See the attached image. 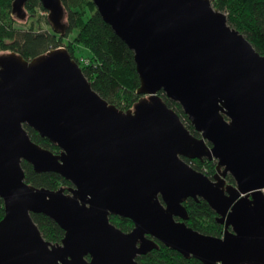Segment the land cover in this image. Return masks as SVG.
<instances>
[{
    "label": "water",
    "instance_id": "obj_1",
    "mask_svg": "<svg viewBox=\"0 0 264 264\" xmlns=\"http://www.w3.org/2000/svg\"><path fill=\"white\" fill-rule=\"evenodd\" d=\"M26 1H11L18 20ZM39 1L63 34L61 0ZM91 1L133 51L140 97L128 109L109 103L62 46L29 59L0 53V264H139L159 243L202 264H264V54L210 0ZM22 160L71 186L26 182ZM187 198L206 201L221 235L186 224ZM31 213L55 221L61 240L45 239Z\"/></svg>",
    "mask_w": 264,
    "mask_h": 264
},
{
    "label": "trees",
    "instance_id": "obj_2",
    "mask_svg": "<svg viewBox=\"0 0 264 264\" xmlns=\"http://www.w3.org/2000/svg\"><path fill=\"white\" fill-rule=\"evenodd\" d=\"M11 1L0 0V53L15 52L29 59L50 49L63 46L79 64L93 89L109 103L121 109H128L140 97V94L136 92L138 76L133 51L114 33L110 25L102 20L91 0H61L65 23L63 34L54 32L46 15L37 13L46 11L39 0H27L24 5L30 18L37 16L32 22L18 20L11 13ZM210 1L214 8L225 13L227 23L231 27L241 32L259 53L264 54V0ZM41 18L45 22V27L39 21ZM73 30L75 33L69 37ZM78 47L88 51L87 63L79 61L75 56ZM159 94L167 105L184 119L186 126L195 134L196 131L190 125L180 105L168 99L162 92ZM23 126L35 143L52 152L59 151L55 143L41 137L30 126L26 124ZM186 161L209 177L214 172L215 162L213 160L195 159L191 161L187 159ZM21 165L25 181L34 186L49 189L63 186L66 191L71 186L70 181L56 172H36L25 160L21 161ZM226 179L229 182L233 181L230 175H227ZM183 204L188 213V218L185 220L188 226L204 234L221 235L222 225L215 221L213 211L206 201L201 198L198 200L188 198ZM3 212L4 208L0 200V218ZM31 217L45 239L52 243L61 240L63 230L55 221L42 213H31ZM109 220L123 231L130 230L133 225L129 218L118 215H109ZM136 260L139 264H202L194 257H183L178 251L162 243H159L158 248L138 255Z\"/></svg>",
    "mask_w": 264,
    "mask_h": 264
},
{
    "label": "rangeland",
    "instance_id": "obj_3",
    "mask_svg": "<svg viewBox=\"0 0 264 264\" xmlns=\"http://www.w3.org/2000/svg\"><path fill=\"white\" fill-rule=\"evenodd\" d=\"M37 13H39V14H41V15H46V11L45 12H43V11H39V12H37ZM37 16L36 15H34L33 17H29V14L27 13V17H26V19L25 20H23V22H25V21H27V22H32V20H35V18H36ZM39 21L42 23L41 25H43L44 27L46 26L45 25V22L43 21V19L41 18V19H39ZM36 22V21H35ZM22 23V22H21ZM35 25H37L36 23H35ZM75 33V30H73V31H71L70 32V34H69V37H71L73 34ZM87 53H88V51L86 50V49H84V48H80V47H78L77 48V50H76V52H75V56L78 58V60L79 61H81V62H86L87 63V59H86V57H87ZM133 105V104H132ZM132 107V106H131ZM130 108V107H129ZM180 118H181V116H180ZM181 120L183 121V123L186 125V123H185V121H184V119H182L181 118ZM215 172V171H214ZM213 172V173H214ZM212 173V174H213ZM263 193H264V189H263ZM222 234V233H221Z\"/></svg>",
    "mask_w": 264,
    "mask_h": 264
},
{
    "label": "flooded vegetation",
    "instance_id": "obj_4",
    "mask_svg": "<svg viewBox=\"0 0 264 264\" xmlns=\"http://www.w3.org/2000/svg\"><path fill=\"white\" fill-rule=\"evenodd\" d=\"M195 136H199V134H198V132H195V134H194ZM185 160H191V161H194L196 158H184ZM204 160V159H203ZM214 162H215V160H213ZM216 169H215V167H214V171H215ZM188 199V198H187ZM195 200V199H194ZM213 211V210H212ZM213 216H214V218H215V216H216V213L213 211ZM175 219H177V220H179V218L178 217H176ZM215 221H216V219H215ZM217 222V221H216ZM217 223H219V222H217ZM219 224H221L222 225V231H223V224L222 223H219Z\"/></svg>",
    "mask_w": 264,
    "mask_h": 264
},
{
    "label": "built area",
    "instance_id": "obj_5",
    "mask_svg": "<svg viewBox=\"0 0 264 264\" xmlns=\"http://www.w3.org/2000/svg\"><path fill=\"white\" fill-rule=\"evenodd\" d=\"M87 61V60H86Z\"/></svg>",
    "mask_w": 264,
    "mask_h": 264
}]
</instances>
